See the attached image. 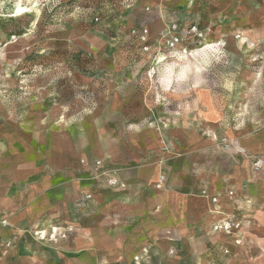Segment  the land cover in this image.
<instances>
[{"label":"rangeland","instance_id":"rangeland-1","mask_svg":"<svg viewBox=\"0 0 264 264\" xmlns=\"http://www.w3.org/2000/svg\"><path fill=\"white\" fill-rule=\"evenodd\" d=\"M173 24L183 40L169 48L162 34ZM57 40L70 60L32 56L51 55ZM196 102L206 106L195 109ZM200 111L213 114L203 127L212 137L214 125L264 124V0H0L1 126H200ZM258 225L250 239L228 241L212 230L198 238L168 234L123 261L99 255L92 264H264V222ZM40 230L33 233L49 241V264L89 263L57 228Z\"/></svg>","mask_w":264,"mask_h":264},{"label":"crops","instance_id":"crops-1","mask_svg":"<svg viewBox=\"0 0 264 264\" xmlns=\"http://www.w3.org/2000/svg\"><path fill=\"white\" fill-rule=\"evenodd\" d=\"M205 115L213 116L200 111V126L137 122L102 132L82 123L51 130L42 122L25 132L0 125V264H49V241L33 233L40 228L36 234L57 228L73 239L75 253L89 259L77 264L96 263L99 255L120 262L168 234L202 237L228 217L243 223L228 241L257 237L264 167L254 161L264 160V124H213L214 138L203 128L210 125Z\"/></svg>","mask_w":264,"mask_h":264},{"label":"built area","instance_id":"built-area-1","mask_svg":"<svg viewBox=\"0 0 264 264\" xmlns=\"http://www.w3.org/2000/svg\"><path fill=\"white\" fill-rule=\"evenodd\" d=\"M190 31L201 39H203L205 37V34L201 31H199L197 26H192ZM181 32L182 31H180L178 24H173V26L168 30V32H164V34H162V37L164 39V44L169 48L177 47L183 40ZM142 39L144 42L148 41L147 29H145V32L142 35ZM254 166L256 169L260 170L262 167H264V160H261L259 158L256 159L254 161ZM164 177L165 176H162V179H164ZM109 183L114 185L117 183V181L115 179H110ZM229 194H230V196H233L234 192L230 191ZM86 197L91 198L92 196L90 194ZM214 200L216 201V198H214ZM241 227H242L241 222L235 221L232 218L228 217V218H225L221 221L215 222L211 229L213 232H219V233H225L228 235H232V234L238 232L241 229ZM238 242H240V241H238Z\"/></svg>","mask_w":264,"mask_h":264},{"label":"trees","instance_id":"trees-1","mask_svg":"<svg viewBox=\"0 0 264 264\" xmlns=\"http://www.w3.org/2000/svg\"><path fill=\"white\" fill-rule=\"evenodd\" d=\"M56 44H57L56 50L51 51V53H50L51 55L38 54L36 56V54H33L32 56L33 57H43V58H47V59H49L50 58L49 56H51L53 59H56V60H67V59L70 60L69 59L70 58V51H63L61 48V46L64 43L60 40H57ZM74 54L77 56V58H80L82 60V62H89L90 61V58L83 56L80 52H77V53L74 52Z\"/></svg>","mask_w":264,"mask_h":264},{"label":"bare ground","instance_id":"bare-ground-1","mask_svg":"<svg viewBox=\"0 0 264 264\" xmlns=\"http://www.w3.org/2000/svg\"><path fill=\"white\" fill-rule=\"evenodd\" d=\"M19 8V7H18ZM19 13H20V11H23V7H20L19 9ZM28 10V9H27ZM26 12V10L25 11H23V12H21V13H25ZM188 66H189V64H188ZM187 70V69H186ZM189 71V70H188ZM184 72V71H183ZM171 73V72H170ZM170 78V77H169ZM172 80V79H171ZM213 131V130H212ZM214 134V137H216L217 135H216V132H214L213 133ZM211 135V134H210Z\"/></svg>","mask_w":264,"mask_h":264}]
</instances>
